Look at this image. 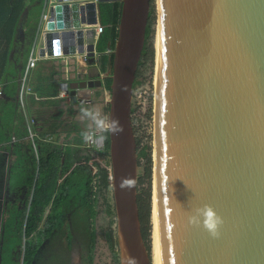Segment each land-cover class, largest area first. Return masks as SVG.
<instances>
[{"label": "water", "instance_id": "obj_1", "mask_svg": "<svg viewBox=\"0 0 264 264\" xmlns=\"http://www.w3.org/2000/svg\"><path fill=\"white\" fill-rule=\"evenodd\" d=\"M63 1L51 12L54 22L47 25L40 56L81 54L92 35L80 24L98 23L100 3H121L105 74L108 117L119 126L106 129L108 181L119 264H150L139 220L131 105L151 0ZM158 4L154 264H264V0ZM85 50L94 57L92 43ZM101 86L100 79L70 81V103H85L90 99L85 92ZM205 205L222 219L216 238L187 224V215Z\"/></svg>", "mask_w": 264, "mask_h": 264}, {"label": "trees", "instance_id": "obj_2", "mask_svg": "<svg viewBox=\"0 0 264 264\" xmlns=\"http://www.w3.org/2000/svg\"><path fill=\"white\" fill-rule=\"evenodd\" d=\"M43 2L0 0V67L3 68L5 62L8 65L15 61V56L8 61L13 50L28 56ZM98 9L102 31L95 49L99 71L104 74L112 64L111 51L117 37L121 3H100ZM153 12V7H150L144 48L133 88L141 83L138 80L139 67L153 61V49L148 46L153 33ZM21 24H24L25 30L23 37H18L16 33ZM4 76L5 72L1 79ZM45 84L32 82L30 88L37 99L34 95L27 98L28 113L35 121L32 126L36 134L33 139L35 151L31 141L25 139L27 131L22 117L21 132L14 141H11V134L5 136L0 133L1 150L7 152L0 153V264H71L73 245L85 251L88 262L93 258L96 240L93 221L98 213V196L105 199L109 194V171L93 160L92 150L84 147L80 135L72 141L59 143L64 111L57 110L56 115L48 112L49 108L60 104L58 85L54 82ZM109 85L110 78L106 77L104 89L108 92ZM73 113L72 109L67 111L68 115L73 116ZM101 134L103 150L94 152L108 158V133L104 130ZM47 135L51 136V140L46 139ZM69 136L70 133L67 134ZM140 159L145 160L147 166L144 176L138 177V186L143 185V179L151 175L148 146L138 149ZM137 203L142 237L149 250V189L138 191ZM104 206L105 213L110 217L104 239L113 264H119L116 236L111 227L115 224L113 206L108 200L104 201Z\"/></svg>", "mask_w": 264, "mask_h": 264}, {"label": "crops", "instance_id": "obj_3", "mask_svg": "<svg viewBox=\"0 0 264 264\" xmlns=\"http://www.w3.org/2000/svg\"><path fill=\"white\" fill-rule=\"evenodd\" d=\"M27 14L28 13H26L25 17L27 16ZM40 16L41 13L39 15L37 25L39 24ZM24 30H25V26L24 24H21L20 28L17 30L16 33L17 36L23 37ZM86 42L93 44L94 39L93 38L87 39ZM95 44L93 45L94 57H88L87 61L84 64L85 67H83V65H80V63L75 61L73 57L69 55L67 56L62 55L60 57L45 56L37 61L36 66L34 67V69L30 71L27 77V86L29 88L32 82L41 83L42 85L48 82H54L58 85V89H59V85L62 81H67L69 83L70 81L80 82V81L97 80V79L101 80V85H102L101 88H91L90 90H87V92H85L88 96H90V99L87 100L85 103L71 104L70 100L67 101L68 103H66V99L58 98L60 100V104L58 106H53L48 109L49 113H55V115L57 114L56 113L57 110L64 111L61 116V121L63 122V128L60 130L59 133V137H58L59 143L72 141L73 138L78 137V135H80L82 144H84V147L86 148L88 147L87 140H85L83 136L86 122H82L78 118L80 115L81 108L98 106L100 115L102 117L106 116L104 115V113L105 111L107 112L106 108L108 106L107 104L108 96L106 93L107 91L104 89V79L106 78L105 74L108 71L104 74L100 73L99 71ZM9 56H10L8 60L9 62L12 61L13 56H15V61L14 62L12 61L8 65H6L5 62L3 68L0 67V74H1L0 85L2 86V97L0 98V133L1 134L4 133L5 136H9L11 134L10 135L11 141H14L15 137L18 136L21 132L20 118L22 117L26 125V131H27L26 117L30 116L27 109V98L30 94L24 95L23 105H21V100L19 97L21 77L25 69V66L27 64L29 52H28V56H24L22 52L13 50ZM82 70H86V74L77 77L76 75ZM4 72H5V76L3 79H1L2 73ZM98 92H99V97L96 98V93ZM31 95H34L35 99L37 98L32 91H31ZM69 109H72L74 111L73 116L67 114V111ZM68 133H70L69 137H67ZM25 139H27V136L25 137ZM1 146L2 143H0V153L7 154V152L1 150ZM94 155L95 154H92V156L95 159L96 155L95 156Z\"/></svg>", "mask_w": 264, "mask_h": 264}, {"label": "rangeland", "instance_id": "obj_4", "mask_svg": "<svg viewBox=\"0 0 264 264\" xmlns=\"http://www.w3.org/2000/svg\"><path fill=\"white\" fill-rule=\"evenodd\" d=\"M158 0H153L151 7H153L154 12L152 15V29L153 33L151 39L148 41V46H151L153 49V61L152 63H147L139 67L138 80L141 82L140 85L134 88L132 95V105H131V124L135 140L137 143V149L148 146L151 152V175L150 177L143 179V185L138 186V191L148 190L150 193V206L152 203V184H153V172H152V134H153V115H154V99H155V52H156V34L158 28L157 22V12H158ZM104 112V111H103ZM104 115H107L105 111ZM98 132V131H96ZM100 132V130H99ZM98 137H100L98 135ZM92 150V154H95V160L102 167L107 165L106 161H109V158L102 157L101 155L96 154L93 147H88ZM95 151V152H94ZM146 161L138 160V173L139 176H144V171L146 169ZM138 176V177H139ZM108 200L109 203L113 206L112 192L109 188V194L103 197L98 196L96 209L98 211L97 216L93 221V228L95 231V245L92 252V261L88 262L86 259L85 251L83 252L79 249L78 246L73 245L71 252V264H113L112 255L108 249L105 239H104V230L107 228L109 218L105 213L104 201ZM114 218V217H113ZM150 236H149V255L151 250V208H150ZM115 232V224L111 226Z\"/></svg>", "mask_w": 264, "mask_h": 264}, {"label": "built area", "instance_id": "obj_5", "mask_svg": "<svg viewBox=\"0 0 264 264\" xmlns=\"http://www.w3.org/2000/svg\"><path fill=\"white\" fill-rule=\"evenodd\" d=\"M85 2H94L95 3L96 0H81L79 3L83 5ZM63 3H65V1H63V0H44L41 16L39 19V24L37 25L36 33H35V36H34L33 41H32V46H31V49L29 51L27 64L25 66V69H24L22 77H21L20 90H19V97L21 100V105H23L24 95L25 94L31 95V90L27 86V77H28L30 71L32 69H34V67L36 66V63L39 59L47 56L46 53L43 56H40V49H44V36L49 31L47 29L48 23L54 22V20H51V18H50L51 12H53V10L55 9V7L57 5H60ZM67 3H69V2H67ZM80 29H82V31L84 33L86 31H91V35H92L91 38L94 39V42H93V45H94L97 37L99 36V34L102 31V26L99 24V22L95 25H87L85 23L84 24L81 23ZM40 44H41V46H40ZM87 44H88L87 42L84 43L83 52L81 54L75 52L74 55H69V56L73 57V59L75 61L80 63V65H83V67H85L84 64L88 59L87 52L85 50ZM73 45L76 46V40L75 39H74ZM60 56H62L61 53L58 57H60ZM84 74H86V70L80 71L76 76L80 77V76H83ZM106 93H107V96L109 99V92L107 91ZM1 97H2V86L0 85V98ZM57 98L66 99L67 101L70 100V94H69L67 81H62L60 83ZM106 117H108V111H107ZM26 122H27V133H28L27 139H29L31 141L33 149L35 151L33 139L35 138L36 134L32 129V126L35 124V121L31 116H28V117H26ZM106 129H107V125L105 124V126L100 130V132L99 131L98 132L90 131L89 132V138L87 139L88 147H93L95 149V151L98 153L102 152V150H103V137H102L101 133H102V131H104ZM98 135L100 137H98ZM46 139L51 140V137L46 136ZM93 160L96 161L95 159H93ZM103 168L108 170L109 174H110V170H109V167L107 165L104 166ZM108 179H109V175H108Z\"/></svg>", "mask_w": 264, "mask_h": 264}, {"label": "clouds", "instance_id": "obj_6", "mask_svg": "<svg viewBox=\"0 0 264 264\" xmlns=\"http://www.w3.org/2000/svg\"><path fill=\"white\" fill-rule=\"evenodd\" d=\"M85 123V131L83 133L84 139L89 138V131H99L105 124L108 131H118V123L111 120L109 117H102L100 115L98 106H90L80 109L78 117ZM186 221L188 225H200L212 238L219 235V227L222 224V219L211 207L205 205L203 208H197L194 213L187 215Z\"/></svg>", "mask_w": 264, "mask_h": 264}, {"label": "bare ground", "instance_id": "obj_7", "mask_svg": "<svg viewBox=\"0 0 264 264\" xmlns=\"http://www.w3.org/2000/svg\"><path fill=\"white\" fill-rule=\"evenodd\" d=\"M159 9V6H158ZM156 52H155V99L157 96L158 91V81H159V47H160V37H159V25L157 28V34H156ZM154 99V102H155ZM153 186V184H152ZM152 203H151V250H150V264H154L155 261V254H156V241H155V201H154V186L152 188Z\"/></svg>", "mask_w": 264, "mask_h": 264}]
</instances>
